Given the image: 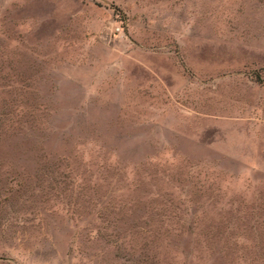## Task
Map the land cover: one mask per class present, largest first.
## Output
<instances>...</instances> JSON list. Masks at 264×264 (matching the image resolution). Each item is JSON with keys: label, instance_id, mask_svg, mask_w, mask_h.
<instances>
[{"label": "rangeland", "instance_id": "374dc122", "mask_svg": "<svg viewBox=\"0 0 264 264\" xmlns=\"http://www.w3.org/2000/svg\"><path fill=\"white\" fill-rule=\"evenodd\" d=\"M0 264H264V0H0Z\"/></svg>", "mask_w": 264, "mask_h": 264}, {"label": "built area", "instance_id": "2783aa9c", "mask_svg": "<svg viewBox=\"0 0 264 264\" xmlns=\"http://www.w3.org/2000/svg\"><path fill=\"white\" fill-rule=\"evenodd\" d=\"M117 30H118V27L115 28V31H117Z\"/></svg>", "mask_w": 264, "mask_h": 264}]
</instances>
